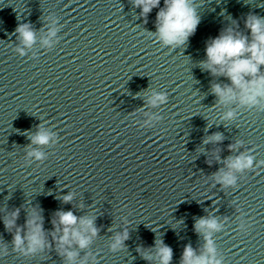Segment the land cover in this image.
<instances>
[{
    "label": "water",
    "instance_id": "water-1",
    "mask_svg": "<svg viewBox=\"0 0 264 264\" xmlns=\"http://www.w3.org/2000/svg\"><path fill=\"white\" fill-rule=\"evenodd\" d=\"M189 5L195 31L168 45L157 31L165 0L147 14L136 0H0V264H160L163 246L182 264L189 246L209 256L205 237L220 264H264V96L242 104L234 89L221 103L213 86L231 81L203 66L226 31L251 42L246 22L264 20V0ZM154 95L165 99L152 105ZM40 132L48 143L32 142ZM241 155L251 167L229 168ZM67 211L93 220L96 235L72 226L83 249L71 235L61 243ZM200 219L217 228L197 231Z\"/></svg>",
    "mask_w": 264,
    "mask_h": 264
},
{
    "label": "clouds",
    "instance_id": "clouds-1",
    "mask_svg": "<svg viewBox=\"0 0 264 264\" xmlns=\"http://www.w3.org/2000/svg\"><path fill=\"white\" fill-rule=\"evenodd\" d=\"M159 4L160 0H136V6L142 8L143 14L151 12ZM157 22V31L165 44L182 45L195 31L199 23V17L196 15L195 10L190 7L189 0H165V7L157 13ZM246 26L252 36L251 42L248 41L247 37L234 36L228 30L213 39L206 48L207 60L203 62V66L210 70L213 75L221 74L231 81L230 86H213V93L219 98L221 103H226L236 98L234 89L240 90V102L242 104H254L258 97L264 96V76L258 75L260 66L264 65V20L251 17L246 22ZM16 31L20 33L25 44L33 42L34 33L26 25L19 26ZM164 99L162 95H154L150 103L156 105L158 102H163ZM232 116L233 113L228 112L225 118L230 119ZM31 139L33 143L43 145L48 143L49 136L44 132H40ZM210 139L218 142L222 137L216 134ZM29 155L35 156L37 159L42 158L40 152H31ZM251 165L252 158L243 155L229 159L228 161V167L236 170L250 168ZM218 180L226 185L234 183V178L231 174L218 177ZM64 199L67 202L71 200V196H65ZM58 216L64 232V235L61 237V243H70L69 235H71V238L77 242L80 248L83 249L87 246L89 239L72 228V226L77 224L78 220L86 231L91 232L92 235H96L97 230L93 226V220L78 218L71 211L60 212ZM39 219L40 217L35 215L27 221L28 226L32 229L29 239L33 246L42 244V240L40 239L42 224L37 222ZM11 223L6 222L5 226L8 227ZM205 227L216 229L217 224L214 220L200 219L197 221V231ZM124 238H126V235ZM205 239L209 256L194 258V251L189 246L184 249L182 264H220V261L215 260L212 256L214 249L211 240L207 237ZM22 242V237L17 233L14 237L15 245L19 246ZM121 243L122 238L117 236L113 248ZM159 254L160 264H170L172 259V249L170 247H161ZM73 255L71 252L67 253L69 260L72 259Z\"/></svg>",
    "mask_w": 264,
    "mask_h": 264
}]
</instances>
